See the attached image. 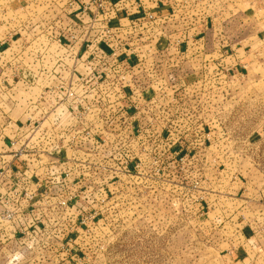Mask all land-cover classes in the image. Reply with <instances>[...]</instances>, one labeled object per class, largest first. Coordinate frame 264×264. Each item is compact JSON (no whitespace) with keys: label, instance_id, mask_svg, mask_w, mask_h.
Wrapping results in <instances>:
<instances>
[{"label":"rangeland","instance_id":"rangeland-1","mask_svg":"<svg viewBox=\"0 0 264 264\" xmlns=\"http://www.w3.org/2000/svg\"><path fill=\"white\" fill-rule=\"evenodd\" d=\"M101 3L0 0V264H264V0Z\"/></svg>","mask_w":264,"mask_h":264},{"label":"crops","instance_id":"crops-1","mask_svg":"<svg viewBox=\"0 0 264 264\" xmlns=\"http://www.w3.org/2000/svg\"><path fill=\"white\" fill-rule=\"evenodd\" d=\"M79 1V3H83V4H90L91 2H94V0H78ZM125 1V0H124ZM90 5H92V4H90ZM116 16H118V17H122L123 15L122 14H118V15H116ZM114 17V16H113ZM125 20H127V19H122L121 21H125ZM263 206H264V204H262ZM261 233H262V235H263V237H264V226H262V230H261Z\"/></svg>","mask_w":264,"mask_h":264},{"label":"built area","instance_id":"built-area-1","mask_svg":"<svg viewBox=\"0 0 264 264\" xmlns=\"http://www.w3.org/2000/svg\"><path fill=\"white\" fill-rule=\"evenodd\" d=\"M100 2V8L102 7V3L101 1H104V0H98ZM106 1V0H105Z\"/></svg>","mask_w":264,"mask_h":264}]
</instances>
